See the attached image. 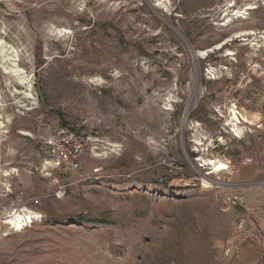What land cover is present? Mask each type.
Returning a JSON list of instances; mask_svg holds the SVG:
<instances>
[{"label": "rangeland", "instance_id": "rangeland-1", "mask_svg": "<svg viewBox=\"0 0 264 264\" xmlns=\"http://www.w3.org/2000/svg\"><path fill=\"white\" fill-rule=\"evenodd\" d=\"M0 42V264H264V0H0Z\"/></svg>", "mask_w": 264, "mask_h": 264}, {"label": "built area", "instance_id": "built-area-1", "mask_svg": "<svg viewBox=\"0 0 264 264\" xmlns=\"http://www.w3.org/2000/svg\"><path fill=\"white\" fill-rule=\"evenodd\" d=\"M73 133L63 128L55 131L54 137L51 136L48 145L51 148L50 165H53L60 172L74 171L78 168V156L81 152V144L72 140ZM57 141L55 142V140ZM20 225V223H19ZM22 227V225H21Z\"/></svg>", "mask_w": 264, "mask_h": 264}, {"label": "bare ground", "instance_id": "bare-ground-1", "mask_svg": "<svg viewBox=\"0 0 264 264\" xmlns=\"http://www.w3.org/2000/svg\"><path fill=\"white\" fill-rule=\"evenodd\" d=\"M58 32L61 33L62 30H59ZM5 47L6 46H4L2 44V42H0V55L3 53L2 54V61L4 62V64H6L5 71L11 75L18 76L20 84L25 86L28 90L31 86L30 78L27 75H24V73H23L24 71L19 69V66L17 63V61H18L17 53L13 49L8 51L9 47H6V49H5ZM5 52H6V54H5ZM204 53L205 52H203V54ZM201 55H202V53H201ZM233 117L238 118L236 116L235 112L233 114ZM204 164L210 165L211 169L214 173H219V172L224 171L225 169L228 168V166L224 162H221L219 160L208 159L206 162H204ZM202 185H203V187L207 186L206 183H203ZM25 219H31V216H27V214L21 215V214L16 213V212L9 214V221L14 223V224L19 223V221L21 222L22 220H25Z\"/></svg>", "mask_w": 264, "mask_h": 264}, {"label": "water", "instance_id": "water-1", "mask_svg": "<svg viewBox=\"0 0 264 264\" xmlns=\"http://www.w3.org/2000/svg\"><path fill=\"white\" fill-rule=\"evenodd\" d=\"M196 55V54H195Z\"/></svg>", "mask_w": 264, "mask_h": 264}]
</instances>
